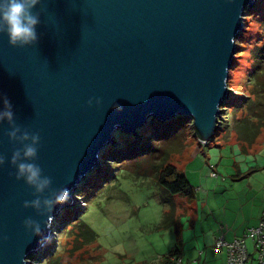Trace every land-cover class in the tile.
I'll return each instance as SVG.
<instances>
[{
    "label": "water",
    "instance_id": "1",
    "mask_svg": "<svg viewBox=\"0 0 264 264\" xmlns=\"http://www.w3.org/2000/svg\"><path fill=\"white\" fill-rule=\"evenodd\" d=\"M256 0H41L35 45L11 47L0 33V96L15 122L38 132L35 163L51 189L74 194L98 165L118 130L128 134L149 118L189 116L198 141L213 139L228 96V70L243 13ZM94 98L93 105L87 102ZM95 99L100 103L96 104ZM116 105H119L116 108ZM6 122H0V264H31L43 237L23 227L33 189L15 180ZM47 195V192L45 193ZM44 236H52V227ZM43 228V224H41Z\"/></svg>",
    "mask_w": 264,
    "mask_h": 264
},
{
    "label": "rangeland",
    "instance_id": "2",
    "mask_svg": "<svg viewBox=\"0 0 264 264\" xmlns=\"http://www.w3.org/2000/svg\"><path fill=\"white\" fill-rule=\"evenodd\" d=\"M258 1V7L244 9L243 28L235 38L236 49L228 70V96L213 139L205 144L198 141L189 116L182 124L179 122L175 136L154 139V148L159 147L155 153H168L167 162L189 183L196 186L200 179L202 185L210 180L211 184L212 180L223 183L218 200L231 199L232 195L244 197L247 182L258 184L264 193V120L259 118L264 110L260 98L264 87V0ZM138 131L130 134L141 140L143 136L136 134ZM116 132L112 156H107L109 145L100 153L95 169L78 186L72 206L57 215L51 240L31 255V264H158L174 246L173 229L159 227L168 207L161 203L150 176L156 159L136 153L131 158H119V151L133 149L137 141L135 137L117 139ZM244 145L246 150L251 149L250 153L244 152ZM210 163L215 169L205 180L201 168ZM174 201L177 211L183 214L178 219L186 231L193 202L179 195ZM229 209L239 213L236 202ZM83 229L86 239L79 234Z\"/></svg>",
    "mask_w": 264,
    "mask_h": 264
},
{
    "label": "clouds",
    "instance_id": "3",
    "mask_svg": "<svg viewBox=\"0 0 264 264\" xmlns=\"http://www.w3.org/2000/svg\"><path fill=\"white\" fill-rule=\"evenodd\" d=\"M40 3L41 0H0V33L7 35L11 47L24 48L37 43V26L41 20L40 13L34 12L33 9ZM93 102L94 98H90L87 105L91 107ZM95 103L99 104V99H95ZM118 107L119 105H116V108ZM0 122H6L8 125L9 142L20 145L12 151L8 159V164L15 168V180H23L25 185L33 189L34 199L25 200L22 207L31 208L37 215L46 217L43 221L27 217L23 220V227L33 237H43L40 244L44 246L51 240V236H44V229L51 227L54 220L51 214L56 206L68 201V188L51 189V178L43 175L41 167L35 163L40 144L39 133L29 132L16 124L13 106L4 96H0ZM4 164L5 157L0 155V166Z\"/></svg>",
    "mask_w": 264,
    "mask_h": 264
},
{
    "label": "crops",
    "instance_id": "4",
    "mask_svg": "<svg viewBox=\"0 0 264 264\" xmlns=\"http://www.w3.org/2000/svg\"><path fill=\"white\" fill-rule=\"evenodd\" d=\"M248 150L244 145V152L250 153L251 149L248 148ZM214 169L213 163L204 164L201 173L203 172L202 176H205V180L211 177ZM201 180L196 186L190 183L195 191V198L192 201L194 211L192 215H189L191 223L187 230H181L182 244L179 248V257L184 264H225V252L223 249H214V241L218 237L227 241L233 240L240 236L246 228L264 219V193L260 191L258 184L251 185L247 182L244 186V197L232 195L231 199L219 198L218 200L216 196L223 191V183L215 184L216 181L212 180L211 184L210 180L202 185L204 182L202 180L200 183ZM224 191H226L225 186ZM232 202L237 203L239 213L234 214L230 211L229 207ZM246 243L248 250L252 251L251 242L246 241Z\"/></svg>",
    "mask_w": 264,
    "mask_h": 264
},
{
    "label": "trees",
    "instance_id": "5",
    "mask_svg": "<svg viewBox=\"0 0 264 264\" xmlns=\"http://www.w3.org/2000/svg\"><path fill=\"white\" fill-rule=\"evenodd\" d=\"M260 1H256L252 7H258ZM262 77V76H261ZM260 78V77H259ZM258 78V80H259ZM260 98H263L264 103V87L261 89ZM264 107V106H263ZM264 110L259 115V118L263 117L264 120ZM185 116H177L175 119H170L165 122H160L158 120H152L149 118L144 126H142L136 134H140L143 138L140 140L138 136H133V134L127 135L126 132H122L118 130L116 132L117 139L131 140L132 137L136 138V144L133 149L129 150L126 148L125 150L119 151V158L128 157L131 158L136 155H146L156 160L153 161L150 176L154 179V184L158 189V193L160 195V201L163 205H167L168 209L164 211L162 221L159 227L162 228H169L173 229L175 234V244L174 246L164 254L165 257L168 255L178 256L179 257V248L181 247L182 240H181V230L182 225L179 222V215H183L177 211V205L175 204V197L178 195L185 200L191 202L195 198V191L194 187L189 183L187 178L183 174H179L177 172L176 167L167 162V155L158 156L155 151L159 150L158 148H154V139L155 140H164L171 136H175V132L179 131V122H183ZM259 124H262V121L259 120ZM264 124V122H263ZM247 128V127H246ZM194 131V130H193ZM112 149L113 145L108 147V155L112 156ZM162 150V148H160ZM116 154V152H115ZM156 154V156H155ZM114 156V155H113ZM116 156V155H115ZM138 173V172H137ZM152 173V174H151ZM264 220V219H261ZM86 231L83 229L79 232L82 237H86L83 235ZM86 239V238H85ZM231 241V240H230Z\"/></svg>",
    "mask_w": 264,
    "mask_h": 264
},
{
    "label": "built area",
    "instance_id": "6",
    "mask_svg": "<svg viewBox=\"0 0 264 264\" xmlns=\"http://www.w3.org/2000/svg\"><path fill=\"white\" fill-rule=\"evenodd\" d=\"M246 241L251 242L252 251ZM214 249L225 252V264H264V220L246 228L242 234L231 241L222 237L214 241ZM158 264H184L180 257L168 255Z\"/></svg>",
    "mask_w": 264,
    "mask_h": 264
}]
</instances>
